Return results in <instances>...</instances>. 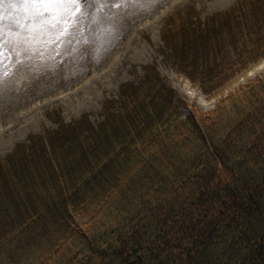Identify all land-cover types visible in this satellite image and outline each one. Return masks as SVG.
I'll return each instance as SVG.
<instances>
[{
    "label": "trees",
    "instance_id": "obj_1",
    "mask_svg": "<svg viewBox=\"0 0 264 264\" xmlns=\"http://www.w3.org/2000/svg\"><path fill=\"white\" fill-rule=\"evenodd\" d=\"M175 108L33 140L42 166L68 152V180L0 158V264H264V77L208 114Z\"/></svg>",
    "mask_w": 264,
    "mask_h": 264
},
{
    "label": "rangeland",
    "instance_id": "obj_2",
    "mask_svg": "<svg viewBox=\"0 0 264 264\" xmlns=\"http://www.w3.org/2000/svg\"><path fill=\"white\" fill-rule=\"evenodd\" d=\"M263 54L264 0H79L55 6L5 0L0 158L8 157L11 168L21 160L33 173L68 180L65 164L53 154L70 160L68 152L52 151L51 163L42 166L32 157L33 140L38 151L41 138L63 147L61 130L76 122H88L95 132L101 122L133 125L160 111L167 96L180 120L192 113L186 105L208 114L264 76ZM208 75L213 78L207 84ZM229 76L210 94L195 83L215 89ZM160 112L151 120L158 121ZM72 132L67 136L86 143L87 134Z\"/></svg>",
    "mask_w": 264,
    "mask_h": 264
},
{
    "label": "snow or ice",
    "instance_id": "obj_3",
    "mask_svg": "<svg viewBox=\"0 0 264 264\" xmlns=\"http://www.w3.org/2000/svg\"><path fill=\"white\" fill-rule=\"evenodd\" d=\"M5 0H0V4L4 3ZM16 2L22 5H30V4H37L41 3L44 5H72V4H79V0H16Z\"/></svg>",
    "mask_w": 264,
    "mask_h": 264
}]
</instances>
